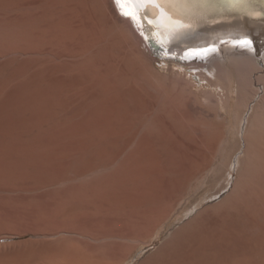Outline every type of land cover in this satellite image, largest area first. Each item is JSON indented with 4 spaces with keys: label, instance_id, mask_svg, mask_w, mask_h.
Listing matches in <instances>:
<instances>
[{
    "label": "rangeland",
    "instance_id": "obj_1",
    "mask_svg": "<svg viewBox=\"0 0 264 264\" xmlns=\"http://www.w3.org/2000/svg\"><path fill=\"white\" fill-rule=\"evenodd\" d=\"M256 58L241 75L231 58L158 55L114 0H0V264L28 254L32 264H141L178 232L210 230L264 154ZM18 164L121 165L61 201L59 186L35 190ZM243 232L257 241L234 232L230 247L264 264V239Z\"/></svg>",
    "mask_w": 264,
    "mask_h": 264
},
{
    "label": "bare ground",
    "instance_id": "obj_2",
    "mask_svg": "<svg viewBox=\"0 0 264 264\" xmlns=\"http://www.w3.org/2000/svg\"><path fill=\"white\" fill-rule=\"evenodd\" d=\"M114 2L120 14L132 22L138 34L158 55L173 56L181 60L194 58L195 61L201 60L202 62L208 61V57L210 60L211 58H215V61L218 59L216 62L221 61L222 58L230 61L231 58V62L234 61L236 65L238 62L236 68L238 67L241 75L244 74L246 62L255 61L256 57H259L260 64L264 61V54L262 55L264 51V0H168L167 6L160 0H114ZM254 38H257L258 42L255 43ZM152 42L162 46V49L159 48L156 52ZM243 46L248 47L243 48ZM236 57H243V63L236 61ZM216 62L213 64L211 62L210 68L217 71L218 63ZM239 77L241 78L240 75ZM260 78L264 84V77ZM241 84H243L242 79ZM239 93H242V88ZM248 141L249 148L252 149L250 137ZM255 151L258 152L256 149ZM262 155V158L259 157L264 161V154ZM260 158L258 159L260 164L257 160L252 171L250 167L253 164L249 165V170L248 166L247 169L244 168V171L242 169L244 174L245 170H248V175L246 173L248 179L245 180L243 176L246 175L240 174L243 180L237 178L233 190L223 202H219L220 205L218 203V206L223 208V212L221 208L222 214L216 215L217 207L215 208V218L209 219L214 220L213 224H209V226L214 225L210 227V230L209 228L206 231L199 230L191 235L187 233L188 231L178 232L172 240L167 241L161 247L157 254L141 261V264H255L254 251L248 256V261L245 257H243L245 260H242L240 256H246V252L237 250L239 248L233 249L230 245L233 243L234 232L237 233L235 234L236 241L245 242L247 239L251 242L257 241L258 236L245 235L243 232L245 228L248 232L258 231L257 235L260 234V239H264V162L261 164ZM249 160L252 162L251 159ZM200 162H196V169L194 168L197 176V173L204 167V164H199ZM191 174L183 180V187L190 181ZM211 216L213 217V214ZM196 223L193 221V224ZM161 230L162 228L155 234L157 235ZM253 233L256 234V232ZM145 234L141 233L140 236H136L141 239ZM155 234L153 237L156 236ZM143 252L140 251L137 256ZM30 257L29 254L23 255L19 260L11 259L10 262L9 259L2 264H32L31 261H34L33 257L36 256L33 255V260ZM108 259L101 264H112Z\"/></svg>",
    "mask_w": 264,
    "mask_h": 264
},
{
    "label": "crops",
    "instance_id": "obj_3",
    "mask_svg": "<svg viewBox=\"0 0 264 264\" xmlns=\"http://www.w3.org/2000/svg\"><path fill=\"white\" fill-rule=\"evenodd\" d=\"M22 167H28L30 171L29 184L34 186L35 190L44 186L53 191H60L61 201L81 200L79 194L83 190L85 183H91L100 178H107L115 175V169L121 164H18ZM121 176L124 172H120ZM68 214L66 215V213ZM61 221L75 225L78 221V214L73 207L65 208L61 206ZM106 222V221H104ZM155 227H150L154 230ZM155 231V230H154ZM140 236V235H139Z\"/></svg>",
    "mask_w": 264,
    "mask_h": 264
},
{
    "label": "water",
    "instance_id": "obj_4",
    "mask_svg": "<svg viewBox=\"0 0 264 264\" xmlns=\"http://www.w3.org/2000/svg\"><path fill=\"white\" fill-rule=\"evenodd\" d=\"M254 39H255V38H254ZM254 42H255V43L258 42V41H257V38L254 40ZM152 44H153V48H154V50H155L156 52H158L159 48L162 49V46H160L159 44H156L155 42H152ZM184 60H189V61H191L190 58H184Z\"/></svg>",
    "mask_w": 264,
    "mask_h": 264
},
{
    "label": "snow or ice",
    "instance_id": "obj_5",
    "mask_svg": "<svg viewBox=\"0 0 264 264\" xmlns=\"http://www.w3.org/2000/svg\"><path fill=\"white\" fill-rule=\"evenodd\" d=\"M160 2H161V3H165L166 6H167V4H168V0H160Z\"/></svg>",
    "mask_w": 264,
    "mask_h": 264
}]
</instances>
